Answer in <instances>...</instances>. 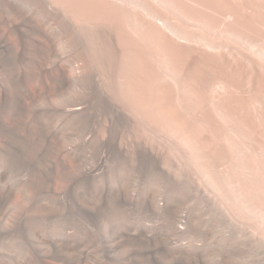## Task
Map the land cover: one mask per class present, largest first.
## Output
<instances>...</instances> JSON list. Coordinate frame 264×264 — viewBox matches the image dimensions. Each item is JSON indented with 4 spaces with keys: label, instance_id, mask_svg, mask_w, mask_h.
<instances>
[{
    "label": "bare ground",
    "instance_id": "bare-ground-1",
    "mask_svg": "<svg viewBox=\"0 0 264 264\" xmlns=\"http://www.w3.org/2000/svg\"><path fill=\"white\" fill-rule=\"evenodd\" d=\"M23 2L29 69L65 84L67 98L91 80L130 154L154 157L264 260V0ZM77 102L66 117L84 111Z\"/></svg>",
    "mask_w": 264,
    "mask_h": 264
},
{
    "label": "rangeland",
    "instance_id": "rangeland-1",
    "mask_svg": "<svg viewBox=\"0 0 264 264\" xmlns=\"http://www.w3.org/2000/svg\"><path fill=\"white\" fill-rule=\"evenodd\" d=\"M23 1L0 0V264H264L154 157L130 154L91 80L67 98L32 69Z\"/></svg>",
    "mask_w": 264,
    "mask_h": 264
}]
</instances>
